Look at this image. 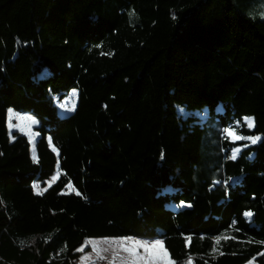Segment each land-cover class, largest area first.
Segmentation results:
<instances>
[{
	"label": "trees",
	"instance_id": "trees-1",
	"mask_svg": "<svg viewBox=\"0 0 264 264\" xmlns=\"http://www.w3.org/2000/svg\"><path fill=\"white\" fill-rule=\"evenodd\" d=\"M9 110L58 152L42 194H8L53 174L22 165ZM127 237L176 264H264V0H0V264H79L86 239Z\"/></svg>",
	"mask_w": 264,
	"mask_h": 264
},
{
	"label": "rangeland",
	"instance_id": "rangeland-1",
	"mask_svg": "<svg viewBox=\"0 0 264 264\" xmlns=\"http://www.w3.org/2000/svg\"><path fill=\"white\" fill-rule=\"evenodd\" d=\"M75 91L76 95L73 96L72 93ZM78 93L76 90H71L69 92H64V97L62 99H58L55 95L53 96L54 103L57 108L58 115L60 117L67 116L71 114L73 111H70L71 104L75 101L77 104ZM61 104H67V108L61 107ZM12 127H9V111L7 112V127L8 132L11 134L12 132H19L26 136L29 142V149H28V159L22 163L23 166H27L30 162H34L33 153H35V161L39 159H48L52 162L53 165V174L50 176H36L35 179L29 184L22 183V184H12L8 187V194L12 195H20V194H28V193H36L40 192L41 190L45 191L44 189L48 188L51 184H53L58 176H59V164H58V152L56 148L51 143L50 137L43 128L41 127L40 122L31 114L29 113H18L12 110ZM18 117H25L26 119L20 121ZM31 119H35L38 121L36 124H31ZM19 125V127H17ZM23 128L24 130L21 131L20 129ZM55 149V150H54ZM39 184L40 189H34L33 185ZM42 191V192H43ZM72 188L67 186L66 192H71ZM128 238V237H127ZM133 238V237H131ZM119 238H91V241L87 242L86 240L84 243L78 248L80 251L79 257V264H121V258L126 257V253L121 252L116 259H113V250L109 247L108 244L105 243L107 240H114ZM139 240H147V241H154L159 239L157 237H147V238H133ZM95 247V251H94ZM107 248V251L104 249ZM82 249V250H81ZM141 253L143 252L142 249L139 250ZM192 264H205L200 259H195ZM245 264H256L253 260L246 262Z\"/></svg>",
	"mask_w": 264,
	"mask_h": 264
},
{
	"label": "snow or ice",
	"instance_id": "snow-or-ice-1",
	"mask_svg": "<svg viewBox=\"0 0 264 264\" xmlns=\"http://www.w3.org/2000/svg\"><path fill=\"white\" fill-rule=\"evenodd\" d=\"M130 15H133V13H130ZM73 96L76 95L75 91L72 93ZM61 107L67 108V104H61ZM76 108L75 101L72 102L71 108L69 109L70 111H74ZM13 113L12 110H9V127L11 128L12 122H11V117ZM20 121L25 120V117H18ZM244 122L246 123L248 128L254 127V118L252 117H244ZM38 121L35 119H31V124H36ZM19 127V125H17ZM21 131L24 129L21 128ZM224 133L226 134L227 138H230V141L235 143L236 141L240 140H250L251 143H256L258 140L261 139V137L258 136H250V137H245L242 135H239L234 127H229L224 129ZM55 150V149H54ZM239 152V148L233 149L231 151L230 156L228 157L229 159L235 160L237 158ZM33 159L35 161V153H33ZM233 178L229 177L228 180H232ZM228 180H225L224 183L227 185ZM216 183H220V181H216ZM34 189H40L39 184H34L33 185ZM69 187H72L71 184H69ZM46 190V189H44ZM75 190V189H73ZM41 190L38 192V194H42ZM80 193L77 192V195ZM182 206H187L191 207V204L183 205ZM245 217L251 218L253 216V213L251 211H247L244 213ZM235 223V222H234ZM222 238V237H221ZM217 239V242H219V239ZM106 244L109 245V247L112 248L113 250V259L115 260L117 256L121 252L126 253V257L121 258V264H176L174 260L171 259L170 254L165 247V242L163 239H156L154 241H147V240H139V239H133L131 237L128 238H119V239H114V240H107L105 241ZM142 249L143 252L141 253L139 250ZM82 250V249H81ZM94 247V251H95ZM108 249L105 248L104 251H107ZM186 264H191V257H189V260L186 262Z\"/></svg>",
	"mask_w": 264,
	"mask_h": 264
},
{
	"label": "bare ground",
	"instance_id": "bare-ground-1",
	"mask_svg": "<svg viewBox=\"0 0 264 264\" xmlns=\"http://www.w3.org/2000/svg\"><path fill=\"white\" fill-rule=\"evenodd\" d=\"M87 242L91 241V239H86Z\"/></svg>",
	"mask_w": 264,
	"mask_h": 264
}]
</instances>
